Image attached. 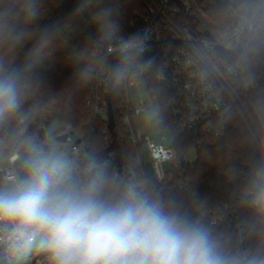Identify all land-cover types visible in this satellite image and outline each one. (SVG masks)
Returning a JSON list of instances; mask_svg holds the SVG:
<instances>
[{"label":"clouds","instance_id":"9594fccd","mask_svg":"<svg viewBox=\"0 0 264 264\" xmlns=\"http://www.w3.org/2000/svg\"><path fill=\"white\" fill-rule=\"evenodd\" d=\"M43 14L42 0H0V47L33 39ZM55 38L45 26L21 64L0 56V127L16 121L21 152L16 178L0 182V264H32L37 257L41 264H264L259 254L225 255L205 226L136 185L113 190L102 178L77 179L63 151L28 134L23 105ZM253 202L264 212V183Z\"/></svg>","mask_w":264,"mask_h":264},{"label":"built area","instance_id":"2783aa9c","mask_svg":"<svg viewBox=\"0 0 264 264\" xmlns=\"http://www.w3.org/2000/svg\"><path fill=\"white\" fill-rule=\"evenodd\" d=\"M139 2L143 9L132 23L134 35L126 42L118 41L104 48L97 79L87 85L90 93L87 105L95 116L108 124L105 92L111 74V56L125 54L115 82L121 103L119 117L123 134L120 137L141 147L138 167L119 168L109 161L94 166L83 165L88 157L84 142L91 129L88 124L80 129L83 138L71 147L77 179L86 181L91 176L98 177L99 169L107 168L124 187L133 184L147 194L151 183L166 188L175 182V171L182 161L173 140L165 136L153 139L136 130L134 118L147 117L151 113L150 104L143 99L136 104L133 102L131 89L142 84L150 93H153L150 90L153 84L161 87L174 133L179 137H192V149L218 146L227 137L229 121L236 113L251 132L264 158V119L262 107L256 105L257 101L264 104V0ZM218 48L227 53L241 48L242 52L236 61L229 62L220 55ZM152 97L158 101L156 94ZM113 112L116 113L114 105ZM160 119L162 122L161 113ZM42 127L47 141L48 127L45 123ZM73 129L72 125H67L60 133L68 134L71 140ZM20 158L21 154H12L4 164L0 157V182H11L16 178L15 162ZM91 168L97 169L95 175ZM209 220L212 225H218L221 217L214 212ZM244 225L242 220L233 221L240 237L239 257L249 256ZM42 260L37 257L32 264H41Z\"/></svg>","mask_w":264,"mask_h":264},{"label":"trees","instance_id":"16d2710c","mask_svg":"<svg viewBox=\"0 0 264 264\" xmlns=\"http://www.w3.org/2000/svg\"><path fill=\"white\" fill-rule=\"evenodd\" d=\"M82 3L87 6L78 12ZM42 9L43 16L32 26L35 32L33 39L15 49L0 47V56L10 61L11 66H16L24 61L41 29L51 26L56 30L52 57L37 69L33 77L34 87L30 91L34 93H29L23 105L22 110L31 117L28 134L46 141L44 123L49 127L53 121H60L72 125L75 130L90 124L91 129L84 138L88 157L83 165L94 166L109 161L119 168L135 167L140 148L120 137L123 132L119 117V87L114 85L112 97V104L116 107V136L111 135L107 143L104 129H108L109 122L106 126L107 122L95 116L87 105L90 99L87 85L97 79L104 48L135 33L130 21L142 11V4L139 0H42ZM102 14H106L105 26L99 23ZM94 53L99 56L92 59ZM64 83L67 84L65 88ZM50 84L56 85L51 88ZM151 88L160 103V129L172 131L174 147L182 164L175 171V182L171 186L159 188L151 183L148 193L159 196L190 221L205 226L225 255L239 257L240 237L235 232L233 221L242 220L249 256H264V212L253 202L256 191L264 183V158L247 126L236 113L233 114L227 137L218 146L197 150V161L189 164L184 156L193 148L194 140L174 133L163 90L157 84ZM259 103L257 101L256 105ZM15 129L16 121L0 127V139L11 154H21L13 139ZM98 173L100 176H91L90 179L102 178L111 189H124L120 181L113 179L111 170L100 168ZM182 182L185 184L183 187L180 185ZM214 212L221 217L218 225H212L209 220Z\"/></svg>","mask_w":264,"mask_h":264},{"label":"rangeland","instance_id":"374dc122","mask_svg":"<svg viewBox=\"0 0 264 264\" xmlns=\"http://www.w3.org/2000/svg\"><path fill=\"white\" fill-rule=\"evenodd\" d=\"M134 18H135V16H134ZM134 18L130 21L131 27H132V23L134 21ZM132 36H130L129 38L128 37L121 38V39H119V41H125L126 42ZM10 52H11V50H9V53ZM9 53H7V54H9ZM97 56H99V54L94 53L92 55V59L96 58ZM55 85L56 84H50V87L54 88ZM65 87H67L66 83H64V88ZM38 89H39V87H38ZM131 90H132V97H133L134 104H136L139 100L143 99L145 102L149 103L151 106V109H150L151 113L149 115H147V117H146V115H142V116H137L134 118L136 130L140 134L146 133V134L151 135L153 139H160L161 137L165 136V137H168V139L170 141L174 140L172 131H169L168 129H167L168 131H165L162 128L160 129V125H159L161 122V119H160V113L161 112H160V108H159L160 103L157 101L156 98L152 97L153 93H150L149 89H147V87L143 84L139 85V86H137ZM41 91H46V90H41ZM30 93H34V92H30ZM257 100H260V99H257ZM259 107H262L261 103H259ZM243 123H244V121H243ZM67 125H70V124H65V123H62L60 121H53L47 129V142L55 144L61 151H63L67 155V157L70 160H72V156H73L72 149H71L72 144L74 142H76L77 140L82 139L84 136V133L80 129H76V130L73 129L72 133H70L71 140L67 139V141H65V142L58 141L57 138L62 134L60 132L63 129H65L67 127ZM106 126H107V123H106ZM104 137H105V141H107V143L110 142L111 136H110L107 128L104 129ZM253 140H254V137H253ZM130 144H132V143H130ZM132 146H135V145L132 144ZM135 147L137 149L139 147L140 149H138V155H137L138 161H137L135 167L131 166L134 169L138 166V162L140 161L139 156L141 155V147L140 146H135ZM15 153H18V152H15ZM10 155H12V154H11V152L8 151L6 144L0 139V157H1L2 162L4 164L8 162ZM112 156H113V154H111V157ZM197 158H198V151L196 149H191L184 156V160L187 163H194L195 161H197ZM113 179L115 181L119 182L118 180L115 179L114 175H113Z\"/></svg>","mask_w":264,"mask_h":264},{"label":"water","instance_id":"95a60500","mask_svg":"<svg viewBox=\"0 0 264 264\" xmlns=\"http://www.w3.org/2000/svg\"><path fill=\"white\" fill-rule=\"evenodd\" d=\"M218 51L220 53V55L226 59L227 61L229 62H232V61H236V59L240 56L242 50L241 48L239 50H235V52H232V53H227L225 51H223L221 48H218ZM125 57V54L124 53H115L111 56V74L106 82V92H105V99L108 104V118H109V124H108V130H110V134L112 136H116V130H115V122H114V112H113V104H112V97H113V88H114V85H115V82H116V78H117V75L119 73V69H120V65L123 61ZM68 139V134H63V135H60L57 140L58 141H62V142H65L67 141ZM80 142V141H78ZM19 160L18 159L16 162H15V168H16V171L17 173L19 172ZM97 172V169H93L92 170V175H95ZM87 175H89V173H87ZM86 176H83V178H85Z\"/></svg>","mask_w":264,"mask_h":264},{"label":"bare ground","instance_id":"6f19581e","mask_svg":"<svg viewBox=\"0 0 264 264\" xmlns=\"http://www.w3.org/2000/svg\"><path fill=\"white\" fill-rule=\"evenodd\" d=\"M34 261V260H33Z\"/></svg>","mask_w":264,"mask_h":264}]
</instances>
